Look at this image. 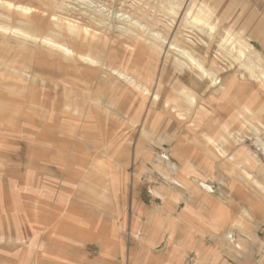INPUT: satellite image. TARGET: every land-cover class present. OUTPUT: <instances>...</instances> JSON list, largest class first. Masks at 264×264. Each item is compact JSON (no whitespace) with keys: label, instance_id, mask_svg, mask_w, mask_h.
Listing matches in <instances>:
<instances>
[{"label":"rangeland","instance_id":"rangeland-1","mask_svg":"<svg viewBox=\"0 0 264 264\" xmlns=\"http://www.w3.org/2000/svg\"><path fill=\"white\" fill-rule=\"evenodd\" d=\"M65 1L69 2L0 0V264H124V260L126 264L127 258L118 255L125 245L126 221L145 212L129 208L128 204L148 201L140 188L127 190V177H107L108 191L80 192L72 185L78 178L53 175L52 170H44L48 173L38 177L30 175V171L28 174L22 154L27 138L38 128L44 139H51L46 132L60 139L56 135L60 130L48 128L53 123L37 120L28 125L29 113H46L41 109L32 113L27 105L31 100L43 103L45 98L48 105L49 97L41 94L59 84L52 77L55 64L68 67L70 61L76 60L75 55H65L67 50L53 47L52 42L75 51L96 41L132 51L139 48L133 58H120L117 63L124 69L132 68V73L146 71L155 77L149 82V99L166 110L173 126V140L167 141L164 150L172 155L185 152V147L193 153L203 152L205 159L216 162V170L212 168L210 172L216 171L218 182L222 177L226 180L223 183L244 185L246 170H252L247 179H252L253 186L264 181L260 177L264 153L255 145V138L264 145V82L259 77V65L251 60L249 49L245 51L252 34L245 30L250 18L241 14L242 1H96L101 6L93 4V0H72L70 3L87 7V14L91 13L82 16L63 11ZM25 6L28 11L23 9ZM97 10L103 16L92 15ZM192 15L211 19V30L207 31L201 22H188L187 17ZM83 27L87 34L82 33ZM30 52L29 66L26 55ZM37 52L42 56H36ZM121 66L116 69L122 71ZM206 74L216 77V84L211 85ZM250 74L253 79L247 81ZM246 85L252 87L250 94ZM245 106L251 111L249 118ZM252 127L257 130L252 131ZM156 136L157 142L164 141L162 131L157 130ZM207 137L216 138V142L220 137L226 139L216 144L222 155L206 144ZM66 139L74 140L69 134ZM112 159L109 173L117 170V162ZM142 180V185L147 184L146 179ZM37 182L42 183L37 188L43 192H32L31 185ZM115 187L124 191H113ZM219 228L216 260L221 262L229 260L227 249L234 241L227 237L228 233L224 235V228ZM240 244L244 247L243 242Z\"/></svg>","mask_w":264,"mask_h":264},{"label":"crops","instance_id":"crops-1","mask_svg":"<svg viewBox=\"0 0 264 264\" xmlns=\"http://www.w3.org/2000/svg\"><path fill=\"white\" fill-rule=\"evenodd\" d=\"M233 1H242L241 14L250 18L245 22V30L252 35L245 51L249 49L251 60L262 70V77L258 76L263 84L264 0ZM91 45L77 51L64 46L68 49L65 55L73 52L69 56L75 55L76 60L72 58L68 67L55 64L52 77L59 84L41 94L49 97V104L45 105L46 98L43 103L29 101L32 106L27 105V109L32 113L41 109L46 116L29 113L27 124H32L33 120L53 123L48 128L59 129L56 135L60 139H54L53 133L47 132L51 139H44V133L34 129L35 133L27 138L22 151L27 172L38 177L48 173L42 171L52 170L53 175L78 178L71 184L80 192L108 191L106 178L109 176L127 177V190L134 192L140 188L148 201L147 204L144 201L128 204L129 208L145 212L126 221L125 245L118 254L127 258L126 264H216L220 262L216 260V242L221 236L219 227L234 241L227 249L229 260L220 264H264V181L253 186L252 179H247L252 170H246L244 185L223 183L226 180L222 177L218 182L216 171L210 172L212 168L216 170V162L205 159L203 152L193 153L185 147L183 153L168 154L164 146L173 140V126L164 113L166 110L149 99L148 87L155 78L153 74L132 73V68L118 65L120 58H133L132 50L99 41ZM120 66L122 71L116 69ZM113 68L125 75L117 74L111 70ZM251 75H246L247 81L253 79ZM245 89L248 94L252 92L248 85ZM261 96L264 98V84ZM261 102L263 107L264 99ZM25 110L23 108L22 114ZM167 111L172 113L170 109ZM245 114L248 118L252 116L247 106ZM157 130L162 131L164 137L160 143ZM67 134L74 140L66 139ZM212 140L210 145L204 138L214 150L216 144L226 141L223 137L217 142L216 138ZM111 157L117 162V170L109 173ZM260 177L264 178V169ZM142 179H146L147 184L142 185ZM202 184L209 189H204ZM31 186L32 192L44 191L37 188L42 187V183ZM114 190L124 191L118 187Z\"/></svg>","mask_w":264,"mask_h":264},{"label":"bare ground","instance_id":"bare-ground-1","mask_svg":"<svg viewBox=\"0 0 264 264\" xmlns=\"http://www.w3.org/2000/svg\"><path fill=\"white\" fill-rule=\"evenodd\" d=\"M69 2H67V1H65L66 3H62V6L64 7L63 8V11L65 10L66 12H70L71 14H74V13H78V15H80V16H82V15H90V14H87L89 11H87L88 9H87V7H85V8H82L80 5H78V4H74V3H70V2H72V0H68ZM96 1H98V0H93L92 1V3L93 4H100V2H96ZM111 4V3H110ZM101 6H102V4H100ZM104 7V6H103ZM23 9L24 10H26V11H28V8L25 6V7H23ZM87 11V12H86ZM100 13V14H99ZM92 15H94L95 17L97 16V15H101V16H103L102 14H101V12H100V10H97L96 12H95V14L93 13ZM93 18V17H92ZM187 19H188V22H190V23H200L201 25H203V26H205V29L207 30V31H210L211 30V22H210V20L211 19H200V17H194L193 15L192 16H188L187 17ZM61 20V19H60ZM58 21H59V19H58ZM189 23V24H190ZM92 26V25H91ZM90 26V27H91ZM73 28H77V27H73ZM119 29H120V31L122 30L124 33H127L128 32V29H126L125 27H119ZM71 31V30H70ZM82 33H88L87 32V30H86V27H83L82 28ZM132 36H134V35H131V38H134V37H132ZM91 37V36H90ZM130 38V39H131ZM160 38H162V36L160 37ZM41 40H44V39H41ZM47 41V40H46ZM47 42H49V41H47ZM133 42V45L135 46V41H132ZM189 42H191L190 40H189ZM49 43H51V42H49ZM52 45H53V47H55V48H57V49H65V50H67L68 51V49L67 48H65L64 47V45L62 46V45H58V44H54V42H52L51 43ZM91 45V44H90ZM116 45V44H115ZM129 46H131V45H129ZM132 47V46H131ZM122 48V47H121ZM88 49V48H87ZM137 49H139V48H136V51H137ZM186 49H187V47H186ZM189 49V48H188ZM75 50V49H74ZM100 50V49H99ZM136 51H133V53L134 54H136L135 52ZM101 52V51H100ZM71 53H73V52H71ZM31 52H30V55H26V57H27V59H29L30 60V56H31ZM49 54V53H48ZM36 56H42V54L40 53V52H37V54H36ZM36 56L34 57V60H35V58H36ZM81 58V57H80ZM82 58H85V57H82ZM33 60V61H34ZM32 63V60H30L29 61V66H30V64ZM195 64H197V63H195ZM187 65H189V64H187ZM101 66V65H100ZM104 67V66H103ZM102 67V68H103ZM111 70H115V69H111ZM23 71V70H22ZM22 71H20V72H22ZM115 72L117 73V74H119V75H125V74H123L121 71H117V70H115ZM23 73V72H22ZM21 73V74H22ZM54 73V70L52 71V74ZM51 74V72H49L48 73V75H50ZM127 74V73H126ZM198 74V73H197ZM199 75V74H198ZM212 75V74H211ZM209 76L208 77V75L206 74L205 75V77H207V78H210V83H211V85H214V84H216V77L214 78V77H212V76ZM214 76V75H213ZM53 81V80H52ZM75 93V92H74ZM92 104V103H91ZM94 104V103H93ZM92 104V105H93ZM257 130V128H253L252 127V131H256ZM206 140H207V142H209L210 143V145L211 144H213V140L211 139V138H209V137H207V138H205ZM255 145L257 146V147H259V150L260 151H262L263 153H264V145H263V143L261 142V141H259V139H256L255 138ZM209 145V144H208ZM215 145V144H214ZM263 145V146H262ZM212 148H214V147H212ZM215 150H216V153L218 154V155H222L223 154V152L221 151V150H218L217 149V147L215 148ZM214 150V151H215ZM202 187L204 188V189H209L208 187H206V186H204L203 184H202ZM18 217V216H17ZM18 221V220H17Z\"/></svg>","mask_w":264,"mask_h":264}]
</instances>
